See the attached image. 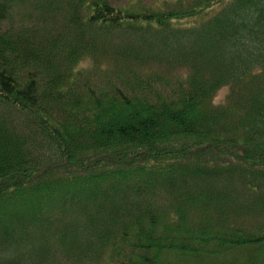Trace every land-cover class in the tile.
<instances>
[{"label":"trees","instance_id":"obj_1","mask_svg":"<svg viewBox=\"0 0 264 264\" xmlns=\"http://www.w3.org/2000/svg\"><path fill=\"white\" fill-rule=\"evenodd\" d=\"M0 264H264V0H0Z\"/></svg>","mask_w":264,"mask_h":264},{"label":"rangeland","instance_id":"obj_2","mask_svg":"<svg viewBox=\"0 0 264 264\" xmlns=\"http://www.w3.org/2000/svg\"><path fill=\"white\" fill-rule=\"evenodd\" d=\"M112 4L114 5H119V4H124V3H127L129 1H132V0H109ZM145 2H151L153 0H144ZM89 64V62H86L85 63V66H87ZM227 92V89H224L222 90L219 95H218V100H222L224 97H225V94Z\"/></svg>","mask_w":264,"mask_h":264}]
</instances>
